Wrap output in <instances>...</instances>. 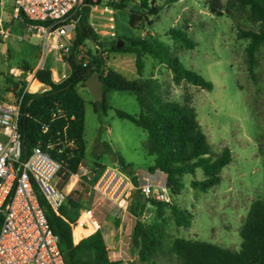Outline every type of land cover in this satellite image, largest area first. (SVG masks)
Returning <instances> with one entry per match:
<instances>
[{"label": "rangeland", "instance_id": "obj_1", "mask_svg": "<svg viewBox=\"0 0 264 264\" xmlns=\"http://www.w3.org/2000/svg\"><path fill=\"white\" fill-rule=\"evenodd\" d=\"M112 1L102 0L100 5ZM206 1L180 0L171 7H163L159 17L150 16L152 25L146 23L140 29H132L129 25L130 13L141 11V0H126V8L116 9L113 15L116 38L107 36L104 28H101L102 34L97 33L104 43V47L99 50L105 53L108 68L128 80H135L139 78L136 54L113 53L111 46L116 40L122 41L125 46L126 39L150 33L167 43L188 69L198 72L214 84L212 91L185 82L177 86L167 68L150 56H143L142 77L154 78L162 83L165 97L169 100L178 104L189 102L196 110L198 121L215 153L220 154L225 148H229L232 153V162L223 169L220 185L207 193L191 187L193 179H204L201 170H197L195 178L190 175L183 178L184 188L180 194H172L173 203L192 214V225L190 228L177 227L167 212L166 245L170 247L174 239L184 238L240 251L241 229L249 209L253 202L264 198V45L256 55L253 80L246 63V48L250 41L241 39L239 33L241 30L258 31L260 25L253 23L247 12L234 8L230 0H222V16L211 14ZM154 3L162 4L160 0H154ZM13 7V0H3L0 8L6 22V26L4 23L3 26L10 33L5 41L0 42V101L10 102L21 95L19 86L22 79L33 75L43 65L48 64L52 70L57 66L59 70L62 69L56 61L60 53L45 57L43 39L28 32L22 21L14 19ZM170 29L187 30L189 37L197 43L196 48L183 49L174 43L167 36ZM97 50L91 40H86L75 53L79 60ZM68 57L63 60L70 71L66 60ZM12 70L21 73V76L14 77ZM31 83L32 76L25 81V89ZM43 91L44 87L35 91L27 90L30 93ZM78 92L86 100V156L77 175L65 169L59 174V186L68 195L61 212L75 222L84 211L93 210L98 221L104 225H107L105 221L109 222L114 236L119 238L122 235L130 245L131 251L120 261L139 264L138 249L133 244L134 227L137 219L150 224L155 217V208L148 204L137 208V217L131 216L129 210L119 208L115 202L96 191L95 187L108 169L121 173L134 187L145 183L156 186L166 184V176L159 171L151 173L149 170L154 157L146 151L147 132L116 115V111L133 116L142 113L135 94L110 92L107 96L109 108L104 114L101 106L95 105L97 102L86 85H80ZM119 158L132 166L124 168ZM110 257L114 259L113 254ZM154 264L180 262L176 257L168 256Z\"/></svg>", "mask_w": 264, "mask_h": 264}, {"label": "trees", "instance_id": "obj_2", "mask_svg": "<svg viewBox=\"0 0 264 264\" xmlns=\"http://www.w3.org/2000/svg\"><path fill=\"white\" fill-rule=\"evenodd\" d=\"M125 1L113 3L114 8L125 9ZM160 1L161 5L156 3L152 5L151 1L141 0V11L130 13V27L140 29L146 23L152 25L150 16L159 17L163 7H171L180 0ZM230 1L234 8L247 12L249 19L260 25L258 31L241 30L239 33L241 39L250 41L246 48V63L249 75L255 80L256 55L264 45V0ZM101 2L102 0H84L82 21L86 34L81 37L78 29L70 57L66 59L70 68L69 78L62 83H54L52 68L45 64L36 72L35 79L48 89L37 93L26 92L23 96L18 123L23 159L35 147L41 146L62 163L63 169L72 175L78 174L86 156L84 139L86 100L78 92V87L86 85L87 80L94 73H98L104 84L102 89L104 98L95 105L99 104L104 114L109 108L107 96L110 92H128L136 95L142 113L133 116L116 111V115L147 132L146 151L149 156L154 157L150 172L163 173L171 193L178 195L184 188L183 178L187 175L195 178L197 170H201L204 179H193L191 187L207 193L220 185L223 169L232 162V153L229 148H225L220 154L215 153L198 121L196 110L189 102L178 104L169 100L165 97L162 83L154 78L142 77L143 56H150L167 68L177 86L185 82L202 90L212 91L214 84L198 72L188 69L167 43L150 33L135 39H126L127 44L121 48L117 47L122 42L120 40L114 41L111 46L113 53L136 54L138 79L128 80L108 68L105 53L99 50L104 47V43L89 23L90 8ZM206 6L211 14L224 15L222 0H207ZM23 23L29 24V21L23 18ZM167 36L183 49H195L197 46L189 37L187 30L170 29ZM86 40H91L98 50L94 54L88 53L87 58L78 60L75 51ZM86 60L87 64L84 65ZM67 140L73 141L75 146L69 148ZM49 145H52L53 149H50ZM119 161L124 168L132 166L122 158H119ZM40 202L51 228L59 237L66 264H125L110 257L101 230L75 245L71 227L63 219L65 216L61 212L62 209L57 214L42 198ZM148 204L156 210L154 219L150 224L137 219L133 232V244L138 249L139 264H154L168 256L176 257L180 264H264V198L253 202L249 209L241 229L240 251L184 238L174 239L171 246L167 247L166 213H170L171 219L179 228L191 227L192 214L174 203H164L152 198H148L144 203V196L137 190L132 192L128 210L137 217V208Z\"/></svg>", "mask_w": 264, "mask_h": 264}, {"label": "built area", "instance_id": "obj_3", "mask_svg": "<svg viewBox=\"0 0 264 264\" xmlns=\"http://www.w3.org/2000/svg\"><path fill=\"white\" fill-rule=\"evenodd\" d=\"M119 1L90 8L89 23L96 33L102 34L101 28H104L107 36L116 38L113 3ZM83 6L84 0H14V19L29 21L25 24L26 30L43 39L45 57L60 53L56 61L62 69L57 66L52 70L56 84L70 76L64 60L76 40ZM9 36V31L0 24V42ZM84 58L87 56L79 60ZM36 72L28 77L36 80ZM11 74L16 78L21 76L14 70ZM28 77L22 79L19 86L22 93L18 98L11 102L0 101V264H66L59 237L51 228L40 202L42 198L57 214L66 204L68 195L59 186L62 163L41 146L35 147L25 159L22 157L18 123L21 101L27 92L24 83ZM66 144L69 148L75 146L71 140ZM49 148L53 149V146L49 145ZM95 189L125 211L129 208L133 190L139 191L146 199L173 203V195L166 184L145 183L134 187L121 173L111 169L105 171ZM63 219L71 227L75 245L101 229L93 210L84 211L75 222Z\"/></svg>", "mask_w": 264, "mask_h": 264}, {"label": "crops", "instance_id": "obj_4", "mask_svg": "<svg viewBox=\"0 0 264 264\" xmlns=\"http://www.w3.org/2000/svg\"><path fill=\"white\" fill-rule=\"evenodd\" d=\"M2 5H3V0H0V8ZM13 6H14V0H13ZM13 10H14V7H13ZM3 23L6 26L5 19L1 16V13H0V24L3 26ZM34 81H36V80H34ZM34 81H32V82H34ZM38 83L41 85L42 88L44 87V91L48 89L47 86L41 84L40 82H38ZM29 90H30V88H29ZM130 215L132 216V214H130ZM124 218L126 219L127 215H125ZM128 219H129V217H128ZM99 223L101 225L100 230L102 231V233L104 235L105 242L107 244V247H108L110 254H113V257L115 260H122V258L124 259L128 255L129 251H131L130 245L126 243V240L124 239V237L122 235L119 238L114 236L113 230L111 229L110 226H108L109 222L105 221V223H107V225H104L102 223V221L99 220ZM112 248H113V250H112Z\"/></svg>", "mask_w": 264, "mask_h": 264}, {"label": "water", "instance_id": "obj_5", "mask_svg": "<svg viewBox=\"0 0 264 264\" xmlns=\"http://www.w3.org/2000/svg\"><path fill=\"white\" fill-rule=\"evenodd\" d=\"M148 1V0H147ZM151 4H154V0H151ZM79 17V15H78ZM79 32L81 37H84L86 34V29L84 27L83 21L80 20L79 21ZM118 48L123 47V42L119 43L117 45ZM86 86L92 96V98L94 99L95 102L99 103L103 101V80L101 79L100 75L98 73H94L86 82ZM18 89V86L16 87ZM147 202V199L144 198V203Z\"/></svg>", "mask_w": 264, "mask_h": 264}, {"label": "bare ground", "instance_id": "obj_6", "mask_svg": "<svg viewBox=\"0 0 264 264\" xmlns=\"http://www.w3.org/2000/svg\"><path fill=\"white\" fill-rule=\"evenodd\" d=\"M39 87H41V85L38 82L34 81L31 84H28V87L25 90H29L30 88V90L35 91V90H38Z\"/></svg>", "mask_w": 264, "mask_h": 264}]
</instances>
